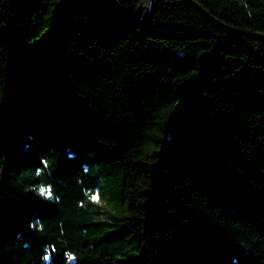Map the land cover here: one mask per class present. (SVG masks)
Masks as SVG:
<instances>
[{
	"label": "trees",
	"instance_id": "obj_1",
	"mask_svg": "<svg viewBox=\"0 0 264 264\" xmlns=\"http://www.w3.org/2000/svg\"><path fill=\"white\" fill-rule=\"evenodd\" d=\"M194 1L0 0V264H264V0Z\"/></svg>",
	"mask_w": 264,
	"mask_h": 264
},
{
	"label": "clouds",
	"instance_id": "obj_2",
	"mask_svg": "<svg viewBox=\"0 0 264 264\" xmlns=\"http://www.w3.org/2000/svg\"><path fill=\"white\" fill-rule=\"evenodd\" d=\"M71 155L72 154H70V158H71ZM42 163H43V167L36 168L35 175L37 177L43 175L44 168L48 167V164L46 161H42ZM82 168L85 173L88 172V168L86 166H82ZM31 191L35 192L39 198H42L46 201L53 202V203L60 202L59 196L54 195L51 185L40 184L38 187H33ZM29 228L35 231H42L43 225L40 223L39 218H36L34 221L29 222ZM61 231H63L62 225H61ZM19 235L20 234H17L18 238H19ZM54 251H55L54 245H51L49 248L45 249V254L42 257L44 264H51V253ZM64 255H65V258L69 260V264H73V262H75V256L72 253L65 252Z\"/></svg>",
	"mask_w": 264,
	"mask_h": 264
},
{
	"label": "water",
	"instance_id": "obj_3",
	"mask_svg": "<svg viewBox=\"0 0 264 264\" xmlns=\"http://www.w3.org/2000/svg\"><path fill=\"white\" fill-rule=\"evenodd\" d=\"M193 7H195L201 14L205 15L206 17H208L211 20L217 21L213 16H211L210 14H208L197 2H195L194 0H187ZM110 6L119 11L122 14H125L127 16L133 17V18H138V14L141 11L142 8H144V12H146L147 10V6H148V2L149 0H141L139 3V6L137 8V11L135 13H130L128 11H125L124 9L120 8L113 0H108ZM240 33H243L241 31H239ZM248 34V33H246ZM251 36H255L258 38H261L264 41V35L261 34H248Z\"/></svg>",
	"mask_w": 264,
	"mask_h": 264
},
{
	"label": "snow or ice",
	"instance_id": "obj_4",
	"mask_svg": "<svg viewBox=\"0 0 264 264\" xmlns=\"http://www.w3.org/2000/svg\"><path fill=\"white\" fill-rule=\"evenodd\" d=\"M92 199H93V200H96V199H98V197H96V196H92Z\"/></svg>",
	"mask_w": 264,
	"mask_h": 264
}]
</instances>
